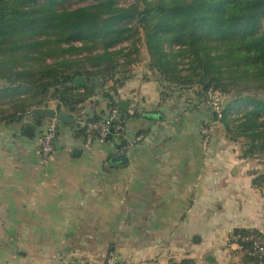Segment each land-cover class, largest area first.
<instances>
[{"label":"crops","instance_id":"0c3cea01","mask_svg":"<svg viewBox=\"0 0 264 264\" xmlns=\"http://www.w3.org/2000/svg\"><path fill=\"white\" fill-rule=\"evenodd\" d=\"M110 95L127 102L124 135L83 146L80 126L111 107L97 92L76 112L61 110L74 120L53 119L47 159L39 144L51 119L0 120V264H100L108 257L115 264H244L230 233L264 232V189L252 184L257 163L219 124L202 140L199 129L212 113L193 93L165 91L132 69ZM56 104L40 107L57 111ZM27 125L32 134L23 132ZM137 135L127 162H111L118 139Z\"/></svg>","mask_w":264,"mask_h":264},{"label":"trees","instance_id":"16d2710c","mask_svg":"<svg viewBox=\"0 0 264 264\" xmlns=\"http://www.w3.org/2000/svg\"><path fill=\"white\" fill-rule=\"evenodd\" d=\"M137 1L141 5L95 0L58 10V0H0V80L4 83L0 97L7 104L6 110H0V120L20 121L49 100L57 101V111L73 113L97 92L117 107L110 90L116 93L131 73L118 67L129 63L131 52L116 45L141 30L147 67L159 86L167 83L168 91L169 85H196L199 89L193 94L204 102L209 89L229 95L231 101L222 107L220 117L212 114V119L228 140H246L244 156L264 153V0ZM22 37L26 40L17 42ZM131 50L138 51L133 41ZM83 60L90 68L83 67ZM26 61L27 66L22 64ZM77 76L84 77L83 85H74ZM254 90L262 96L249 94ZM240 105L241 111L232 115ZM120 114L129 118L128 112ZM84 131L85 124L79 135L84 136ZM115 139L110 128L104 141ZM118 140L117 149L124 143ZM257 173L252 184L262 187L264 172ZM251 233L259 231L234 228L230 233V240L244 251V264H258L249 254L251 243L242 239Z\"/></svg>","mask_w":264,"mask_h":264},{"label":"built area","instance_id":"2783aa9c","mask_svg":"<svg viewBox=\"0 0 264 264\" xmlns=\"http://www.w3.org/2000/svg\"><path fill=\"white\" fill-rule=\"evenodd\" d=\"M222 94L218 90L209 89L208 90V105L212 114L216 117H220L222 110ZM126 118L121 117L120 110L117 107H110L107 114L100 120L94 122H85L84 131V144L85 148H89L94 140L104 141V138L108 134L110 128L117 136L124 135ZM216 125V119H212L209 122L204 123L200 129L199 133L204 142H207L212 134L213 128ZM56 122L51 119L44 127L40 135L39 151L43 159H47L52 152L53 143L56 138ZM141 139V135H137L134 141L128 139L124 140L123 145H121L117 150L119 153H126L133 142ZM245 241L251 243L249 254L257 259L258 264H264V232L259 231V233H251L242 238ZM85 264V263H77ZM100 264H115L111 257L106 258Z\"/></svg>","mask_w":264,"mask_h":264},{"label":"rangeland","instance_id":"374dc122","mask_svg":"<svg viewBox=\"0 0 264 264\" xmlns=\"http://www.w3.org/2000/svg\"><path fill=\"white\" fill-rule=\"evenodd\" d=\"M94 2H95V0H58L56 7L58 10L74 9V8H77L80 6L92 4ZM134 3L141 5L137 0H117V4L119 6H128L129 4H134ZM130 24H134V20H131ZM24 40H26V37L20 38L19 40H17V42L24 41ZM132 41L135 42V44H136V48L138 50L136 52L131 50ZM74 44L80 45L79 42H74ZM119 46H126L128 49H130V52H131L130 55L128 56L130 58V60H128L129 63H126L124 65L122 64V65L118 66L120 69H123V70L125 69V71L129 70L130 72L132 69L140 70L145 75L146 74L150 75L154 79L153 73H151L147 67L148 54H147V50H146V47L144 44V40H143L141 30H139V33L134 34L129 40L123 41L120 44L116 45V47H119ZM97 50L98 49L94 50L93 52H95ZM85 53H86V51L82 52L81 54H85ZM20 54H22V53H20ZM65 56H69L70 58H74V59L76 58V54H72V53H65ZM121 59H123V56H120V60ZM0 60H1V56H0ZM48 60L50 61L51 59H48ZM22 64L26 65V66L29 65V63L27 61L23 62ZM81 64L83 65L84 68H90L88 66L87 62H85L84 60ZM1 66L3 67L2 64H0V68H1ZM166 86H168L167 83H163V88L164 87L166 88ZM168 88H169V89H167L168 91L172 90V89H174V90H186L188 97H190L192 93H196V90L199 89L196 85H192L190 87H187V85H184V84H180V85L175 84V85H171V86L169 85ZM221 94H222V99L224 97H228V100L231 101V97L229 95H225L222 92H221ZM243 94H246V93H243ZM249 94L255 95V96L256 95L262 96V94H260V92L257 90L251 91ZM206 104L208 105V98H207ZM241 106H243V105L234 107V109L232 110V115H235L236 113L240 112L242 109ZM244 141H246L244 138H239L236 141L237 143H235V145L239 146L242 150H244L247 148V146L243 145ZM250 159H252L255 163H257V166H259V168L256 169V173L257 172H259V173L264 172V153H259L256 157H252ZM259 173H257V174H259ZM262 188L264 189V184H263Z\"/></svg>","mask_w":264,"mask_h":264},{"label":"water","instance_id":"95a60500","mask_svg":"<svg viewBox=\"0 0 264 264\" xmlns=\"http://www.w3.org/2000/svg\"><path fill=\"white\" fill-rule=\"evenodd\" d=\"M85 82V79L83 76H77L74 79V85H83ZM228 97H224L222 101V106L225 107L228 103ZM117 108L121 112L127 111V102L123 100L117 101ZM31 114L33 115L35 119V124L40 125L41 120L43 118H49V119H57L59 121H68V120H74L73 117L69 116L67 113L63 111H56L52 107H35L31 109ZM23 132L26 134H32L33 133V128L31 126H25L23 129ZM73 153H79V149H74ZM111 162L113 163H118V164H125L127 162L126 156L124 153H118L115 156H113L110 159Z\"/></svg>","mask_w":264,"mask_h":264}]
</instances>
